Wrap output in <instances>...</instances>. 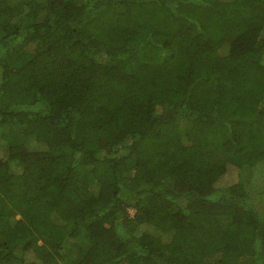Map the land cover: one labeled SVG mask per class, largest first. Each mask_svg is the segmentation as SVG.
Segmentation results:
<instances>
[{"label": "trees", "instance_id": "16d2710c", "mask_svg": "<svg viewBox=\"0 0 264 264\" xmlns=\"http://www.w3.org/2000/svg\"><path fill=\"white\" fill-rule=\"evenodd\" d=\"M260 165L264 0H0V264H264Z\"/></svg>", "mask_w": 264, "mask_h": 264}, {"label": "rangeland", "instance_id": "374dc122", "mask_svg": "<svg viewBox=\"0 0 264 264\" xmlns=\"http://www.w3.org/2000/svg\"><path fill=\"white\" fill-rule=\"evenodd\" d=\"M256 167V166H255ZM259 170H261L263 172V177H264V168L263 169H260L261 168V165L257 167ZM256 168V169H257ZM239 168H236V167H232L231 169H229L227 171V173L221 178L222 181H221V184H234L236 182H238L239 180ZM131 213H133V211H131Z\"/></svg>", "mask_w": 264, "mask_h": 264}]
</instances>
